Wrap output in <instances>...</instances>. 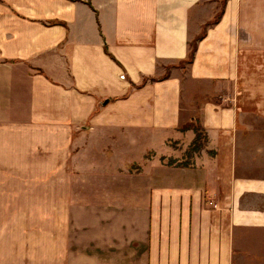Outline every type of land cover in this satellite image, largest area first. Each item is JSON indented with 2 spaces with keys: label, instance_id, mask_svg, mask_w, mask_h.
Wrapping results in <instances>:
<instances>
[{
  "label": "crops",
  "instance_id": "1",
  "mask_svg": "<svg viewBox=\"0 0 264 264\" xmlns=\"http://www.w3.org/2000/svg\"><path fill=\"white\" fill-rule=\"evenodd\" d=\"M190 122L206 141L179 165ZM72 179L140 181L121 232L110 190L107 224L70 226L79 245L139 251L67 253ZM27 184L43 185L42 264H232L262 248L264 0H0V264H21L19 233L36 231L3 219L21 215L8 186Z\"/></svg>",
  "mask_w": 264,
  "mask_h": 264
},
{
  "label": "rangeland",
  "instance_id": "2",
  "mask_svg": "<svg viewBox=\"0 0 264 264\" xmlns=\"http://www.w3.org/2000/svg\"><path fill=\"white\" fill-rule=\"evenodd\" d=\"M195 123V122H194ZM188 150V151H187ZM187 151V152H186ZM190 151V152H189ZM194 153L191 152L188 148H182L177 155L183 156V162H189L190 156H192ZM180 158V157H179ZM166 164H169L170 161H172L171 158L166 157L165 160H163ZM162 161V162H163ZM180 164V163H179ZM71 170H69L70 172ZM125 170L118 169L117 175L123 176V172ZM129 171L132 173L133 178H139L140 174V166L136 163L131 164L129 166ZM74 176L76 177L75 170L71 171ZM100 171L98 170V173ZM97 170L93 173L89 172V176H97L98 174ZM111 174L110 171H108V175ZM28 177H37L41 178L43 177L42 170H39V168L30 169L28 170V173H26ZM70 176V174H69ZM13 189L14 197L17 198L19 209L21 210V215L16 217H4V222H9L11 224V221L14 220L15 223H18L20 227L22 226H34L36 229L35 232H20L19 237L21 240L24 238L28 241H31L30 243H27L26 247L24 249H21V264H42L41 260L42 257V244L38 243V241L42 240L43 232L42 226L44 224V216L42 213L43 209V185H14V186H8ZM68 198H69V217H68V224H69V233L68 235V243H67V253L68 254H74V252L77 251H84V252H91L95 253L98 256L101 257H107V256H115L117 258H123L124 255L129 253L128 251L131 248V252H133L132 249L134 247L138 250V246H135L136 243H132L127 245L126 243L122 242H116L115 245H112L109 248L105 249H99L95 247V245L92 244H84L79 245L75 243L74 236L76 233L74 232V227L76 226L77 219L80 220L79 228H78V234L82 235L84 232H82L81 228H86L87 225L95 224V225H101V224H107V220L111 219L109 217L101 216L102 210H105V206L109 202H105L108 200H114V198H110V195L103 194V192H114L118 193L120 195H117V199H121V201L111 202L109 203L111 208H115L116 211L114 212L117 214L116 220L117 223L115 224V229H117V232H121V228L123 226V212H122V204L125 203L126 207H135V205L139 204L140 199V192H141V184L140 181H133V182H127L126 184H78L76 183V179H72L71 182H69L68 186ZM112 189V190H111ZM18 192V194H16ZM131 195V196H130ZM83 196V201L77 202L76 198L81 199ZM102 196V197H100ZM130 196V197H129ZM99 198L105 200L100 201ZM130 198V199H129ZM132 198V199H131ZM136 198L137 200H134ZM98 199V200H93ZM93 200V201H92ZM72 203V204H71ZM78 203V204H77ZM95 206L93 207V205ZM115 204V205H114ZM80 205V206H78ZM79 207V208H78ZM74 229H72L71 227ZM84 235V234H83ZM42 242V241H41ZM251 242H245L243 243V248L237 251V255L233 258L232 264H264V241L261 242L260 247L262 245V248L254 250V254H251V249H248V245ZM139 251V250H138ZM25 254L27 255V259H25ZM70 256V255H69ZM23 260H26L24 262ZM117 264H123L121 261Z\"/></svg>",
  "mask_w": 264,
  "mask_h": 264
},
{
  "label": "trees",
  "instance_id": "3",
  "mask_svg": "<svg viewBox=\"0 0 264 264\" xmlns=\"http://www.w3.org/2000/svg\"><path fill=\"white\" fill-rule=\"evenodd\" d=\"M201 37H202V35L199 36V38H201ZM193 57H194V55H193V50H192V51L189 52L185 62H188V63L191 62L193 60ZM151 79H154V78H151ZM187 129H192L194 131V133H195V137L192 140V142H191V144H190V146L188 148V149L191 150V152L192 151L195 152V151L199 150L200 147H202L203 144L205 143V141H206L205 132H204L203 128L201 127V125L198 122H195V123L194 122H190V123H187V124H185V125H183L181 127V130H183V131L187 130ZM172 163H174L173 160L169 162V164H172ZM187 163L188 162H183L182 161V162H180V164L179 163L178 164L179 165H187Z\"/></svg>",
  "mask_w": 264,
  "mask_h": 264
}]
</instances>
